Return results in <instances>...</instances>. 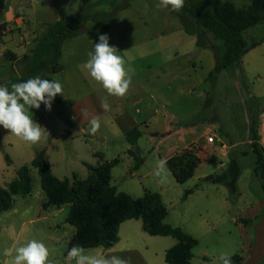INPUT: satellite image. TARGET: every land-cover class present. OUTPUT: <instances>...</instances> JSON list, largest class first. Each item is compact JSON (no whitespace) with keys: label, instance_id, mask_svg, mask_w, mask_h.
I'll use <instances>...</instances> for the list:
<instances>
[{"label":"rangeland","instance_id":"374dc122","mask_svg":"<svg viewBox=\"0 0 264 264\" xmlns=\"http://www.w3.org/2000/svg\"><path fill=\"white\" fill-rule=\"evenodd\" d=\"M221 1L231 2L238 9H246L252 0ZM13 10L15 17L23 18L24 29L20 31L16 24H11L9 34L15 37L14 41L6 38L0 44V84L4 83L9 71L8 64L1 59L3 44L28 47V57L23 59V67L27 71L31 70L33 52L43 37L42 33L68 15L79 14L85 19L82 26L85 31L63 45L62 64L69 68L85 63L88 52L93 51L94 44L99 42V35L107 29L110 46L116 47L118 52L131 53L140 48H157L156 43L148 46L150 36L158 38L163 33L165 37H172L183 31L179 18L168 9H157L155 0H23L17 1ZM112 19L116 21L112 22ZM23 34H26L25 42L20 40ZM244 39L249 45H260L247 55L245 64L229 67L212 78L210 74L216 66L211 52L198 48L186 52V44L176 45L172 38L165 42L163 61L166 66L162 71L153 69L147 73L149 76L163 72L164 83L168 81L173 88L170 118L174 127L203 122L210 126L205 138L216 137L213 128L221 129L219 135L227 144L221 158L207 161L206 166L196 172L195 178L185 184L177 183L167 167V182L160 184L154 169L157 160L162 158L152 150L154 145L150 144L149 139L144 138L139 145L140 152L134 147L135 157L144 160L143 165L136 170L134 167L138 160L133 157V169L129 170L127 161H123L112 175V185L134 199H141L146 193L161 196L168 213L165 223L180 228L198 242L193 250V264H219L222 253L231 258L239 257L236 264H262L264 260V192L262 180L255 173L257 157L252 152L254 111L264 106V22L247 30ZM202 40L212 41L209 35H202ZM63 79L64 76L58 75L54 80L63 84ZM184 79H187L186 84ZM181 88L184 93L180 95ZM155 93L153 87L147 95ZM205 94H208L207 99ZM60 112H64L68 118L64 104L58 106L54 100L51 111H47L43 104L38 110L31 109L33 119L50 133L47 141L34 146H28L9 135L0 126V187L6 188L22 168L30 166L42 151H51V161L58 160L54 172L63 180L70 176L67 171L72 166L78 168L73 163L76 158L89 156L90 146L102 149L103 142L100 139L91 141L89 137L86 142L80 132L74 136H57L55 133L61 126ZM101 128L103 133L108 132L104 127ZM157 129L162 132L160 128ZM53 136L58 138L57 147L52 141ZM51 144L54 147H49ZM122 145L123 140L120 139L114 148L110 146L109 153H116ZM203 146L202 157L218 155L217 145H208L203 140ZM58 149L63 151L62 155ZM231 159L236 160L241 168L235 192L224 184L200 180L203 175L218 176L228 172ZM221 164L226 167H221ZM31 171L32 194L17 197L11 210L0 213V252L5 247L14 250L31 239H38L51 249L56 264L61 254H67L71 245L70 236L75 230L66 222L70 207L64 206L61 211L53 209L46 213L41 205L47 201V195L42 190L38 172ZM197 185L199 193L185 199V192L193 190L194 193ZM134 223L136 231H133V238L128 231L121 233L124 247L134 245L143 251L160 254L161 257L165 248L170 249L177 242L172 237L150 236L144 232L141 222ZM91 251L88 250L89 253ZM151 255L156 259L154 254ZM11 259L0 255V264H6V261L11 264Z\"/></svg>","mask_w":264,"mask_h":264},{"label":"trees","instance_id":"16d2710c","mask_svg":"<svg viewBox=\"0 0 264 264\" xmlns=\"http://www.w3.org/2000/svg\"><path fill=\"white\" fill-rule=\"evenodd\" d=\"M170 13L179 18L188 34L197 37L199 48H207L213 52L216 68L210 74L212 78L222 70L242 65L243 57L258 46L249 45L244 39V33L264 22V0H252L246 9H238L233 3L221 0H185L181 11ZM84 23L85 19L81 15L72 14L50 25L33 52L34 64L38 65L48 58L51 73L61 72L63 44L76 37ZM4 31L6 25L0 26V33ZM202 35H209L212 41L204 42ZM6 57L10 59L11 55L6 54ZM26 79L28 77L25 76L15 82ZM252 135V152L257 157L255 173L262 180L264 192V150L258 144L254 126ZM141 136V131L136 128L127 133L126 139L134 147ZM129 154L138 160L135 161V168L138 169L143 160L135 157L133 150ZM6 160L9 162L8 157ZM118 164L119 160H114L98 167H88L89 177L86 180H80L76 176L59 180L53 175L51 166L45 160V152L42 151L30 166L22 168L6 188L0 187V213L11 210L17 197L32 194L33 169L38 172L42 190L47 195L43 209L70 207L66 222L75 228L71 245H81L85 249H111L119 242V231L123 223L141 220L144 231L150 236L172 237L177 241L174 247L166 251L167 264H192L193 250L198 246L197 240L186 235L180 228L165 223L168 213L159 194L146 193L143 198L134 199L119 192L112 185V170ZM200 164V159L189 150L182 151L167 161L168 169L179 184L192 179ZM240 173L238 162L231 159L228 172L208 176L205 181L224 184L235 192ZM192 193L193 190L186 191L184 198L187 199ZM231 260L232 264H236L240 258L236 256Z\"/></svg>","mask_w":264,"mask_h":264},{"label":"crops","instance_id":"0c3cea01","mask_svg":"<svg viewBox=\"0 0 264 264\" xmlns=\"http://www.w3.org/2000/svg\"><path fill=\"white\" fill-rule=\"evenodd\" d=\"M17 1L20 2L23 0H0V26L6 25V31L0 33V44L4 43L6 38L12 42L14 41L15 37L10 36L9 34V27L11 26V24H16L20 31L24 29L22 27L23 18H18L14 15L13 7H15ZM111 21L115 22L116 20L112 19ZM48 28L49 27H47L46 31L42 33L43 36L47 33ZM83 31L85 30L82 28L81 32H79V34L74 38L79 37V35L82 34ZM108 31L109 30L107 29L104 34H108ZM161 34L162 35H159L158 38L153 36H150L148 38V46L156 43L157 48H140L134 53L122 50L118 52V55L122 56L125 59L126 66L134 69L131 87L124 98L108 96L103 88L90 78L87 71L83 67V62L82 64H78L73 68H69L62 64L63 47L62 57L60 60V64L63 67V70L59 73L53 74L51 73L48 58L42 60L38 65H35L34 60L32 59L30 65L32 69L27 71L23 67V59L28 57L26 53L28 47L25 46V48H19V45H13V43L12 46L9 47L3 44L1 48V59L8 64L9 70L3 84L15 82L16 80H19L25 76L29 78L39 75L41 76V78L49 80L56 79L58 75L64 76L62 84L63 95H57L54 98V102L58 106L64 104V111L67 113L68 118L64 116V112H60L59 119L61 126H58L59 130L55 134L62 138L66 136H74L77 132H80L85 137L86 142L89 141V137L91 138V141H94V139H100L101 142H103V144L101 145L102 149H95L90 146L89 156H87L86 158H83L81 156L80 158H76L77 160H74L73 163L78 165V168H74L72 166V168L67 171V174H69L70 176L64 179H72L73 176H76L80 180H86L89 177L88 167H98L103 163L112 162L114 160H119V164L113 168L112 175L114 174L116 168L121 163H123V161H127L129 170L133 169L131 161L133 157H131L129 151H134V147H137L138 151L140 152L139 145L141 140H143L144 138L149 139L150 144L154 145V148H152V150L156 154L160 155V157L166 162L177 154H180L182 151L193 150L194 155L201 161V164L197 168L196 172L200 168L205 167V163L207 161L212 159H215L216 161L218 158H221L222 153L227 147V144H225V142L219 135L221 133V129L218 128L215 130V128H213L216 135V137L214 136L216 139L215 145L218 146L217 150L219 151L217 153L218 155H216V157L212 155L202 157L200 155L202 153L201 149L205 148L203 146V140H205V135L207 131L210 130V126H206L205 123L200 122L188 126L174 127L170 118V109L173 107V103L171 100V90L173 88H171L168 81L164 83L163 72L157 75H147V73L152 71L153 69H160L162 71L164 66H166L163 61V58L165 57L164 48L166 40H169L170 38L173 39L176 45L186 44V52H193L195 48L206 52H211L210 56L213 57L216 66L215 56L210 49L199 48L197 46V39H195V36L188 34L184 28L182 32H178L172 37H165L163 36V33ZM25 39L26 34H23L20 37V40L25 42ZM109 44H111L110 39ZM259 45L260 44H258L257 47H259ZM251 51L252 50H250L243 57V64H245L246 57ZM6 54H10L11 58L8 59L6 57ZM151 59L153 61L152 63H150ZM183 82L184 84H186L187 79H184ZM157 86L160 87L157 88ZM153 87H155L156 90L155 95L151 94V96H148V91L151 88L153 89ZM182 93H184L183 88H181L180 90V95ZM105 97L107 98V101L110 105V111H105L101 106V100ZM207 97L208 94H205L206 99ZM254 112V128L256 131L258 144L264 150V106L260 110ZM92 117H99L101 120V127L107 129L108 132L103 133V129L101 128L102 130L100 129L95 135H91L89 133V120ZM136 128L141 131L142 136L137 140L135 146L132 147L128 143L126 135ZM157 128H160L162 132H158L159 130ZM120 139L123 140V147L121 149H118L116 153H109L110 146L114 148V144ZM52 141L57 147L58 138L53 136ZM222 145L224 146V148H222ZM51 146L52 144L49 147ZM44 152L46 162L51 166L53 175L58 178V176L54 172V167L58 166V160L53 159L54 162L51 161V151L46 150ZM58 153L62 155L63 151L58 149ZM143 163L141 164V166L143 165ZM221 167L226 166L221 164ZM59 170L60 169H58V171ZM195 175L193 178H195ZM206 177H208V175H203L200 180H205ZM196 187L197 190L190 196L194 195L195 193H199V185H197ZM46 202L47 201L42 203V209L43 205ZM63 207H51L47 210H43L48 213L53 209L61 211L63 210ZM134 222H141L143 228V223L141 220H129L123 223L119 231V242L113 248L108 250L103 248L86 250H92L90 254H102L105 256L118 255L125 259H128L130 261V264H167L165 261V254L169 249L165 248V250H163V252L161 253V257H159L160 254L158 255L149 251H143L135 247L134 245V247L131 245L124 247L125 245H122L121 233L123 231H128L131 237H134L133 231H136L134 229L136 223ZM72 233L73 234H71L70 236V242L75 234V230ZM151 254H154L156 256V259H153ZM65 257L66 253L61 254L60 257L56 260V264H64ZM72 264H74V262H72Z\"/></svg>","mask_w":264,"mask_h":264},{"label":"clouds","instance_id":"9594fccd","mask_svg":"<svg viewBox=\"0 0 264 264\" xmlns=\"http://www.w3.org/2000/svg\"><path fill=\"white\" fill-rule=\"evenodd\" d=\"M185 0H155L157 9L179 12ZM83 67L90 78L99 84L108 96L124 98L132 84L134 69L126 66L125 59L118 55V49L110 46L107 34L99 35V42L93 51L88 52ZM57 95H63V86L59 81L41 78L37 75L21 82L0 84V126L28 146L47 141L50 133L33 119L31 109H39L41 104L51 111L52 102ZM105 111H110L107 98L101 100ZM86 114V112H85ZM89 133L95 135L101 128L99 117L89 120ZM154 174L160 184L167 182V162L158 159ZM0 255L11 257V264H55L51 249L45 242L31 239L14 250L5 247ZM130 264L128 259L118 255L105 256L90 254L81 245H72L64 258V264ZM7 264V261H6ZM219 264H232L231 257L222 253Z\"/></svg>","mask_w":264,"mask_h":264},{"label":"built area","instance_id":"2783aa9c","mask_svg":"<svg viewBox=\"0 0 264 264\" xmlns=\"http://www.w3.org/2000/svg\"><path fill=\"white\" fill-rule=\"evenodd\" d=\"M205 140H206L207 144L211 145V146L215 145V143H216V139H215L214 136H208V137L205 138ZM222 147L224 148L223 145H222Z\"/></svg>","mask_w":264,"mask_h":264},{"label":"water","instance_id":"95a60500","mask_svg":"<svg viewBox=\"0 0 264 264\" xmlns=\"http://www.w3.org/2000/svg\"><path fill=\"white\" fill-rule=\"evenodd\" d=\"M72 245H70V247H71Z\"/></svg>","mask_w":264,"mask_h":264}]
</instances>
